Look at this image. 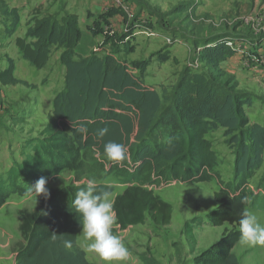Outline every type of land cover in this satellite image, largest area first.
Masks as SVG:
<instances>
[{"label": "trees", "instance_id": "obj_1", "mask_svg": "<svg viewBox=\"0 0 264 264\" xmlns=\"http://www.w3.org/2000/svg\"><path fill=\"white\" fill-rule=\"evenodd\" d=\"M176 10L182 14L186 5ZM23 11L21 5L0 0V46L14 44L37 69L46 67L58 49L65 67L64 84L54 96L45 127L20 144V159L15 158L7 171L0 173V208L13 194H35L28 189L40 177L47 178L46 187L65 172H73L74 178L67 186L49 191V197L43 196L35 210L19 212L25 244L16 252L17 263L93 264L78 248L82 224L71 204L79 188L86 186L82 180L93 170L88 161L106 156L104 144L115 141L126 146L127 158L104 163L127 184L113 201L120 230L144 224L147 216L158 225L171 223L173 205L155 193L156 186L220 180L215 193L218 206L205 217L186 221L184 231L195 243L196 228L228 223L232 228L196 255L193 263L240 264L234 248L240 242L242 214L246 208L250 213L252 209L264 210L263 183L258 192L251 188L264 164V125L250 120L246 107L253 105V96L238 91V84L223 68V62L236 54L232 36L218 33L205 40L197 55L205 69L184 70L168 97L145 82L142 68L140 74L135 72L134 63L120 56L123 39L107 52L77 53L82 31L76 14L59 18L35 5L26 35L11 40L22 24ZM0 82L22 83L15 76L12 58L0 71ZM81 125L88 129L84 135L75 131ZM103 127L109 132L99 139L96 132ZM219 129L235 149L234 178L227 182L221 181L215 170L217 158L207 138ZM108 186L112 194L115 188ZM65 240L72 241L70 248Z\"/></svg>", "mask_w": 264, "mask_h": 264}, {"label": "rangeland", "instance_id": "obj_2", "mask_svg": "<svg viewBox=\"0 0 264 264\" xmlns=\"http://www.w3.org/2000/svg\"><path fill=\"white\" fill-rule=\"evenodd\" d=\"M10 5L24 7L22 24L11 36L24 37L27 22L32 19L31 8L40 6L43 12L61 18L65 15H92L91 8L86 9L83 0H6ZM107 14H120L119 21L107 19L106 27L97 23L92 26L88 16L84 22L100 31V41L95 51L107 52L113 45L124 47L120 56L135 65V72L153 85L161 94L170 97L184 70L205 69L197 59L200 46L204 41L218 33L232 36L236 55L241 57L238 65L231 64V59L223 62L228 77L238 84V91L253 96L254 103L246 107L252 122L264 125V0H120ZM186 5L180 14L176 8ZM188 15V17H187ZM115 22V23H114ZM89 23V24H88ZM81 28V27H80ZM1 36L3 29L0 23ZM130 32H134L130 36ZM128 36L125 38V36ZM7 40L8 36L2 37ZM125 43V44H123ZM126 45V46H125ZM251 66L244 65L245 53ZM94 52L92 50L90 54ZM248 55V56H247ZM9 58L15 63V76L22 80L17 85H4L0 82V173L10 167L15 158L20 159L19 146L29 137H35L45 127L53 109L55 94L64 84L65 67L60 62V51L54 49L51 60L42 69H37L25 60L19 48L8 42L0 46V71L6 69ZM234 66V67H233ZM207 138L215 151L221 181L233 180L235 169V149L219 129ZM106 160V161H104ZM107 156H96L88 161L93 168L84 177L82 183L95 178L97 184L114 186L111 199L122 193L127 184L118 172L107 166ZM106 162V163H104ZM74 178L73 172L62 173L47 185L49 191L67 186ZM264 164L252 179L251 188L258 192L259 185L264 186ZM221 185L220 180L201 183H162L155 187V193L173 205V218L169 225H158L147 216L141 225L120 230L114 225V232L119 235L131 252L126 264H194L193 258L221 238L228 224L214 227L204 224L195 229L196 242L188 239L184 231L186 221L196 216L205 217L217 207L215 193ZM204 191V192H203ZM205 193V194H204ZM43 194H13L0 208V264H18L16 252L25 244L19 225L21 210L33 211L37 208ZM264 224V210H251ZM82 232V231H81ZM84 235H78V248L86 252L87 259L93 264L105 262L89 249ZM240 244L234 253L240 264H264V246ZM201 251V252H200Z\"/></svg>", "mask_w": 264, "mask_h": 264}, {"label": "clouds", "instance_id": "obj_3", "mask_svg": "<svg viewBox=\"0 0 264 264\" xmlns=\"http://www.w3.org/2000/svg\"><path fill=\"white\" fill-rule=\"evenodd\" d=\"M81 135L88 129L81 125L75 128ZM109 132L107 127L97 130L96 137L102 139ZM104 153L113 162H123L127 158V148L121 143L108 141L104 144ZM47 178L40 177L34 185H30L28 192L37 196L50 195L46 187ZM204 192V191H203ZM205 194V193H204ZM71 208L78 214L82 224V234L90 241L89 249L94 251L105 264H126L131 258V252L122 238L114 232V225L118 217L114 202L111 199L110 186L98 185L95 178H90L86 186L79 188ZM240 243L249 246H264V224L258 217L246 208L240 220ZM57 235L52 239L56 240ZM66 247L72 246V241H64Z\"/></svg>", "mask_w": 264, "mask_h": 264}, {"label": "crops", "instance_id": "obj_4", "mask_svg": "<svg viewBox=\"0 0 264 264\" xmlns=\"http://www.w3.org/2000/svg\"><path fill=\"white\" fill-rule=\"evenodd\" d=\"M83 1H84L83 3L86 6L85 11L87 9L91 8L92 15L88 16L87 11H86L87 15H85V16L80 15L81 16V22H80L81 28L80 29L82 31V38H81L78 46L76 47V51H77V53H79L82 56H88V55H90V52L92 50L95 51V49H97V48H95V46H96L97 42L100 41L101 37L98 34L100 31L94 29L93 27H90V25L85 27V25H87L86 21L84 22L85 24H84V28H83V26H82L83 18L88 16L89 21L93 22L92 26H94L95 23H97L101 27H106L105 20H102L101 17L106 16L107 19H109V18L114 19V21L116 22V21H119L120 17H122V16L118 13L115 14L114 16H112V13L107 14V12L111 11L114 7L113 0H83ZM96 32H98V33H96ZM230 59H231V64L238 65V62L240 61L241 57L239 56V53H238L236 55V57L232 56L231 58H229L227 60H230ZM236 61H238V62H236ZM217 206H218V204H217ZM226 224H228V223H226ZM208 225H210V224H208ZM214 227H222V226H214ZM239 245L240 244H237L235 248H238ZM235 248H234V250H235Z\"/></svg>", "mask_w": 264, "mask_h": 264}, {"label": "built area", "instance_id": "obj_5", "mask_svg": "<svg viewBox=\"0 0 264 264\" xmlns=\"http://www.w3.org/2000/svg\"><path fill=\"white\" fill-rule=\"evenodd\" d=\"M116 3H120V0H115ZM231 45L233 46V44L231 43ZM246 51H242L240 53L244 54ZM246 54L245 53V57H244V65H246L247 67H250L251 66V63H250V59L248 57H246ZM248 56V55H247Z\"/></svg>", "mask_w": 264, "mask_h": 264}]
</instances>
